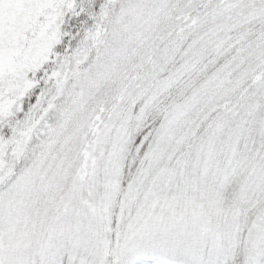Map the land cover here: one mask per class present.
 Listing matches in <instances>:
<instances>
[{
    "label": "snow or ice",
    "instance_id": "obj_1",
    "mask_svg": "<svg viewBox=\"0 0 264 264\" xmlns=\"http://www.w3.org/2000/svg\"><path fill=\"white\" fill-rule=\"evenodd\" d=\"M0 264H264V0H0Z\"/></svg>",
    "mask_w": 264,
    "mask_h": 264
}]
</instances>
